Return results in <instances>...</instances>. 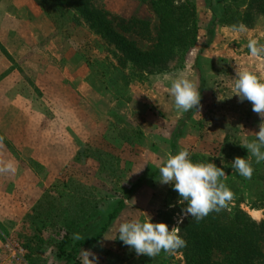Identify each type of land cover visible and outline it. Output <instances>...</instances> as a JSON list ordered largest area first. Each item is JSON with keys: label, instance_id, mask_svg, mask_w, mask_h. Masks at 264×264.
Here are the masks:
<instances>
[{"label": "crops", "instance_id": "crops-1", "mask_svg": "<svg viewBox=\"0 0 264 264\" xmlns=\"http://www.w3.org/2000/svg\"><path fill=\"white\" fill-rule=\"evenodd\" d=\"M215 15L202 25L198 43L182 70L198 82L202 108L200 113L190 110L188 121L183 120L186 130L177 141L176 152L183 148L212 151L214 148L205 150V146L215 147L214 142L219 144L226 138L232 116L240 118L239 128L245 120H260L249 101L240 103L237 96L228 97L233 95L236 69L248 68L264 75V58L251 57L247 41L240 38L242 33L224 27ZM207 30H211L210 36ZM73 33L58 32L36 0H0V167L11 163L15 169L0 173V224L9 232L20 227L43 198L48 183L45 176L63 173L79 158L82 146L105 135L112 123L118 103L107 105L108 96L92 85L89 63L94 56L80 52L88 42L83 36L87 37L89 31L81 28ZM167 76L150 78L152 94L162 96L148 100L153 106L159 107L164 100L174 103L165 91L163 80ZM166 105L169 107V103ZM171 110L168 108V114L161 117L179 122V116L174 117ZM204 125V131H200ZM152 129L155 127L150 125L149 131ZM177 130L174 127L168 134L160 130L150 133V147L122 149L125 154H135L123 157L132 164L122 183L124 191L148 168L159 167L160 161L172 154L171 139ZM143 152H155L152 161L145 162ZM171 186L155 180L140 189L104 237L116 238L119 223L125 219H141L158 205L156 201L164 200ZM104 237L85 248L96 253L97 264L115 242ZM5 245L0 239V253Z\"/></svg>", "mask_w": 264, "mask_h": 264}, {"label": "trees", "instance_id": "trees-1", "mask_svg": "<svg viewBox=\"0 0 264 264\" xmlns=\"http://www.w3.org/2000/svg\"><path fill=\"white\" fill-rule=\"evenodd\" d=\"M36 1L45 15L52 9L58 17H68L77 26L85 27L92 34L93 45L98 49L104 46L111 49L108 51L116 61L111 69L97 71V61L94 59L89 63L91 83L103 96L114 86L122 85L125 89L143 86L141 84L152 76L183 70L189 53L199 39L200 20L194 0H151L158 21L155 30L146 18L115 16L99 8L94 0ZM218 7L219 23L231 29L234 25L243 24L252 30L260 18L264 19V0H219ZM140 42L148 43V47L142 48ZM108 74L114 78L107 79ZM97 81L106 87L103 92ZM143 136L144 132L139 139ZM181 136L182 130L179 128L171 139L172 154L176 153L177 141ZM97 140L86 144L83 152L87 158L97 161L101 173L121 187L126 175V170L122 168L124 161L132 167L130 161L122 158V149H128L124 143L127 141L123 139L120 143L117 140L116 144L101 147L95 143ZM218 152L217 158L199 154H192L190 158L193 162H213L218 167L226 166L224 182L234 193L228 207L211 212L199 222L191 216L184 218L179 228L187 245L175 254L162 251L154 258L129 254V264H170L178 254L183 256L185 264H264V220H253L241 207L246 204L253 210L264 209V161L259 164L253 162V175L251 179H245L231 168V163L237 156L247 158V149L227 135ZM129 153L133 154L131 151ZM159 177V167H150L130 189L124 191L117 187L111 190V194L102 196H94V193H99L98 186L89 187L91 192H83L84 189L88 190L86 186L68 179L62 182L61 187L56 185L45 191L23 224L31 226L34 239L39 240L41 248L46 244L45 233L53 231L57 258L63 264H81L80 250L100 242L132 197ZM253 186L257 193L250 197L247 193H251ZM178 199V193L171 186L165 195L166 210L159 212L160 219L169 226V230L174 215L179 213L169 210L168 206H174ZM76 233L83 239L75 240ZM115 240L119 241L118 238ZM115 243L106 252L107 257L115 259V264L126 261L121 255L122 249L115 248ZM120 246L124 247L123 242ZM41 248L39 246L37 249ZM24 249L27 264H47L45 258L37 257V249L32 242L24 244Z\"/></svg>", "mask_w": 264, "mask_h": 264}, {"label": "rangeland", "instance_id": "rangeland-1", "mask_svg": "<svg viewBox=\"0 0 264 264\" xmlns=\"http://www.w3.org/2000/svg\"><path fill=\"white\" fill-rule=\"evenodd\" d=\"M151 0H94L95 4L99 8H104L111 14L115 16H120L123 18H146L148 19L153 29L155 30V27L158 24L157 18L155 14L153 13L151 4ZM194 3L197 4V12L199 15L200 20V30L202 28V25H206L208 19L210 16L214 17V14L219 15V0H194ZM50 13H46V17L55 24L56 29L58 32H62L63 34H75L73 32L80 30L81 28L77 26L75 22H73L71 19H68V17H58L55 12H53L52 9L49 10ZM122 14V15H120ZM215 15V16H216ZM212 17V18H213ZM252 30H258L256 32H243L241 35L242 42H246L248 44L249 40L251 39H257L261 43H264V19L260 18ZM211 31V30H210ZM210 31L207 30V35L210 36ZM89 35L83 36V39H86L88 41L86 45L82 46L80 49V52H87L92 53L94 58L91 60H96L98 64H96V70L101 71L109 70L111 67H113L116 64L115 59L112 57V54L108 51L111 50L107 46H104L103 49H98L96 46L93 45L92 41V34L89 32ZM200 34V33H199ZM65 39V38H64ZM96 39V38H95ZM80 40V38H79ZM66 42V39L63 40ZM81 41V40H80ZM148 43L146 42H140V46L142 48H147ZM82 50V51H81ZM249 50V49H248ZM186 68V65H185ZM184 68V69H185ZM183 69V70H184ZM182 71V70H179ZM178 72V71H177ZM177 72L169 74V76H174ZM108 73V71H107ZM153 77V76H152ZM114 78L111 77L110 74H108L107 79ZM151 78V77H150ZM149 81L144 82V84H141L143 86H131L130 88H124L122 85L114 86L110 88V90H107L104 92V95L107 98V105L112 104L114 102L118 103L116 104V108L114 109V113L112 115V123L111 126L108 127L106 130L105 135L98 137V140L95 142L97 145H100L101 147L105 146L106 144H116L115 141L119 140L120 143L123 142V139H125L127 142L125 143V146L127 148L133 147L134 145L137 148V150H141L140 148L149 145L152 140L150 133L155 132V130H160L159 132H164L165 134H168L171 132L172 128L176 127V129L181 128L182 133L184 135L186 130V124L183 121L184 119L189 118L188 112L181 113L177 112L174 103L172 105L171 100L163 101V104L158 106H153L151 102L148 100L150 98H159L162 97L158 94H152V86L151 82ZM110 81V80H109ZM166 82L165 80H163ZM97 84L100 88V91L103 92V90L106 88L102 86V84L97 81ZM108 84V83H107ZM135 85V84H133ZM156 92V91H155ZM101 93V92H100ZM102 94V93H101ZM222 98V96H219ZM108 99L110 101H108ZM109 102V103H108ZM166 103H169V107L166 105ZM172 108V112L174 114V117L179 116V122L176 120L172 122L171 120H166L165 118H162V114H168V108ZM158 108L160 110L158 111ZM177 112V113H176ZM176 114V115H175ZM155 118H158V120H154ZM255 118V116H254ZM188 121V119H187ZM239 123H241L240 118L232 116L229 120V127L230 130L228 131V137L235 139L237 142L241 143L246 137L251 140L253 139V135L250 132H257L259 131V123L260 120L257 119H250L245 120L243 127H238ZM154 126L155 129H152L153 131H149V126ZM158 126V128H156ZM206 125L203 126V128L200 131H204ZM162 130V131H161ZM147 133V136H143L141 139H139L140 134ZM203 137L205 138V132L203 133ZM107 139V140H106ZM147 140V141H146ZM225 139H221L219 144L215 147H211V145H206L205 150L209 148H214L212 151L209 152H203L197 150L191 151L192 154H199L205 157H219L218 150L220 149L221 145L224 143ZM91 141H87L86 144H89ZM213 143V142H212ZM211 143V144H212ZM82 146L79 154V158L66 170H64L63 173L56 177L50 178V176L47 174L46 181H48L46 189L44 191H49L53 186H62V182H66V180L71 179L76 184L83 186H86L88 190L84 189L83 192H91L89 187H95L98 186V192L96 194L94 193V196L99 195H106L111 194V190H115L119 187L115 180L112 178H109L104 173H101L100 166L97 163L96 160L90 159L86 157V154L83 152L84 147ZM132 145V146H130ZM97 147V146H96ZM122 155V158L127 156L125 152ZM142 153V152H140ZM153 155H152V154ZM143 152L142 156L146 160L145 162L152 161L154 157L155 152ZM177 153V152H176ZM175 153V154H176ZM173 154V155H175ZM130 155V154H129ZM128 155V156H129ZM135 154L130 155L132 157ZM138 156L140 154H137ZM152 159L150 160V158ZM126 160V159H123ZM126 163V162H125ZM122 165V168L126 170V175L128 174V171L131 170V165L125 164ZM264 168V164H263ZM125 175V177H126ZM66 176V177H65ZM124 177V180H125ZM124 182V181H123ZM96 188V187H95ZM250 189V187H249ZM251 193H247V195L250 197H254L256 195V189L253 186V189L250 190ZM253 196H252V195ZM165 197V196H164ZM248 199V197H247ZM165 200V198H164ZM164 200L156 201L158 205L156 207H152L151 209L147 210L140 219L141 221H146L151 217V222H164L162 219H160L159 212L165 211V204ZM172 204V203H171ZM183 206L175 202L174 206H168L169 210H174L175 212H178L174 215L172 220V226H174L177 222V218L181 215V208ZM242 209L248 213V215L255 221L261 222L264 220V209L260 210H253L250 208V206L246 204L241 205ZM169 212V211H168ZM171 213V211L169 212ZM186 218V217H185ZM17 227V226H16ZM13 228L15 231L9 232L2 224H0V239L3 241L5 245V248L3 247V251L0 253V264H27V261L25 259L26 257V250L24 249V244H27V242H32L34 244L35 249H37L39 246L41 248V244L38 239H34V233H32V228L29 225L22 224L18 228ZM170 227V229H171ZM53 232V231H52ZM52 232H46L44 235L46 244L43 245L40 250L37 249V257L45 258L47 264H63L60 259L57 258V249L55 248V243L53 239ZM116 242V240H115ZM114 242V243H115ZM115 248H121L122 252L121 255H123V258L126 261L117 262L116 264H129L131 260H128L127 257L129 254H135L134 249H130L128 246L124 245V247H121L120 244H122V241H117L115 243ZM21 249V250H20ZM39 254V256H38ZM102 258L101 264H115V259L107 257L105 254ZM133 261V260H132ZM100 264V263H98ZM135 264V263H134ZM170 264H185L184 258L181 254H178L175 256V259Z\"/></svg>", "mask_w": 264, "mask_h": 264}, {"label": "clouds", "instance_id": "clouds-1", "mask_svg": "<svg viewBox=\"0 0 264 264\" xmlns=\"http://www.w3.org/2000/svg\"><path fill=\"white\" fill-rule=\"evenodd\" d=\"M233 30L243 33L247 28L240 24L234 25ZM247 47L251 57L264 58V43L251 39ZM164 79L165 91L173 98L178 112L186 113L195 109L200 113L201 93L196 80L190 78L184 71ZM232 92L233 95L228 98L237 96L240 103L249 101L252 104V111L260 117L259 131L250 132L254 138L249 140L246 137L240 143L241 147L247 149V158L237 156L231 163V168L240 176L251 179L254 172L253 162L259 164L264 161V75H259L248 68H237ZM190 156V151L183 148L175 155L168 154L167 158L159 163L158 182L162 185H172L179 196L177 203L183 206L181 215L170 230L164 222H151V217L146 221L130 218L119 223L117 238L124 245L134 249L137 256L146 255L154 258L162 251L175 254L178 249L187 245V241L180 235L179 228L185 217L191 216L199 222L211 212L227 208L234 199V193L224 182L225 165L218 167L213 162H193ZM221 163L224 164L222 158ZM10 170H15L11 163L0 167V173ZM117 238L104 237L106 240ZM74 239L81 240L83 237L76 233ZM98 259L91 249L80 250L81 264H97Z\"/></svg>", "mask_w": 264, "mask_h": 264}, {"label": "built area", "instance_id": "built-area-1", "mask_svg": "<svg viewBox=\"0 0 264 264\" xmlns=\"http://www.w3.org/2000/svg\"><path fill=\"white\" fill-rule=\"evenodd\" d=\"M21 250V249H20Z\"/></svg>", "mask_w": 264, "mask_h": 264}]
</instances>
